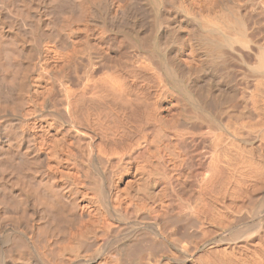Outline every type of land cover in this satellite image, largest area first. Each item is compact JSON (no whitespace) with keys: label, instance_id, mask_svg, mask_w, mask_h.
Here are the masks:
<instances>
[{"label":"bare ground","instance_id":"6f19581e","mask_svg":"<svg viewBox=\"0 0 264 264\" xmlns=\"http://www.w3.org/2000/svg\"><path fill=\"white\" fill-rule=\"evenodd\" d=\"M0 1V264H264V0Z\"/></svg>","mask_w":264,"mask_h":264},{"label":"rangeland","instance_id":"374dc122","mask_svg":"<svg viewBox=\"0 0 264 264\" xmlns=\"http://www.w3.org/2000/svg\"><path fill=\"white\" fill-rule=\"evenodd\" d=\"M0 3H1V1H0ZM57 5H58V7H57ZM57 5H56V6L54 5V7H49V6L46 5L48 8H47V7H46V8L44 7L45 9L42 8L43 10H41V11H44V10H45V12H44V13L42 12V13H43V14H42V17H41V18H42V19H41V20H42V23H41V21H40V28L38 29L39 32H42V31L45 32V30L47 31L46 28H48L49 30L51 29V28L49 27V25H48V27L45 28V25H46V24H49V23H50V24H51V23H53V24L55 23V22L52 21V20L54 19V17H55V14H56V17H58V16L63 17V15L66 13V11H69V10H70L69 12L71 13V12H73V10H75V9H74L73 7H71V6H69V8H67V6L65 7L64 4H60V5H63V6H64V7L62 6V8H61V6H60L59 4H57ZM10 6H11V8H10ZM14 6H15V5H13V4L7 6V8H8V9L6 8V10H7L6 13H7V15H9L10 13H13V12L11 11L12 8H13L12 10H14V13H15V8H14ZM59 6H60V7H59ZM55 7L57 8V10H54ZM9 8H10V9H9ZM49 8H53V9H49ZM60 8H61V9H60ZM63 8H64V9H63ZM70 8H72V10H71ZM58 9H60V11H59ZM67 9H68V10H67ZM8 10H9V11H8ZM48 10H50V11H51V10H54L53 12H55V14H54V13L51 11L52 16H54L52 19H51L52 16H50V15H51L50 11L47 12ZM61 10H64L65 13H63V11H61ZM57 11L59 12V14H57V13H58ZM9 12H10V13H9ZM60 12H62V13L60 14ZM69 12H68V13H69ZM4 13H5V11H4L2 14H4ZM48 13H50V15H49ZM68 13H67V14H68ZM2 14L0 15V19H2V20H0V23H2V24H0V25H1L0 27L5 29L6 26H7L8 24H9L8 26H9L10 29H11L10 26H12V28L17 27V30H18V31H16V32H18L19 35H21V36L24 37L25 34L22 35V34H23L22 32L24 31V29L19 28V29H21V30H19V29H18V26H15V25H17V24H15V20L13 19L15 14H13V17H12V18H11V15H12V14H10L9 16H7L6 14H4V16H7V17H5L6 19L3 18L4 16H3ZM44 14H45V16L48 14L49 17H46V18L43 17ZM53 14H54V15H53ZM57 15H58V16H57ZM1 16H2V18H1ZM9 17H10V18H9ZM56 17H55V18H56ZM8 18H9L10 20L12 19V20H11V23H10V20H9ZM47 18H48V19L50 18L49 20H51V22H50ZM58 18H59V17H58ZM43 19H44V21H43ZM45 19H46L48 22H45V21H46ZM61 19H62V18H59L58 20H60V22H61ZM5 20H8V21H9L8 24H6L7 22H6ZM54 20L56 21L57 26L60 27V25H61V24L59 25L60 22H59L58 20H56V19H54ZM2 21H4L5 24H4V22H2ZM13 21H14L13 25L15 24L14 27H13V25H11ZM57 21H58V22H57ZM45 23H46V24H45ZM56 23H55V25H56ZM53 24H51V25H53ZM2 25H3V26H2ZM5 25H6V26H5ZM42 25H44V26H42ZM51 25H50V26H51ZM8 26H7V27H8ZM41 26L44 27L42 30H41ZM51 27H52V26H51ZM54 27H56V26H54ZM7 29H8V28H7ZM7 29H5V30H7ZM15 29H16V28H15ZM44 29H45V30H44ZM22 30H23V31H22ZM19 32L22 33V34H20ZM24 33H26V32L24 31ZM26 36H28L27 33H26ZM26 36H25V37H26ZM28 55H30V57H31L32 59H33V56L35 57V55L32 54V53H31V54H27V55H25L24 57H25V58H29V57H26V56H28ZM32 55H33V56H32ZM22 57H23V56H22ZM24 57H23V58H24ZM23 58H22V59H23ZM25 58H24V60L26 61L27 59H25ZM31 58H29V60H31ZM33 60H35V58H34ZM33 60H31V61H33ZM6 62H7V60H6ZM0 63H1V62H0ZM1 64H2V63H1ZM2 67H3V66H2ZM2 67L0 66V71H1ZM3 69H4V68H3ZM1 72H2V73H1ZM1 72H0V75L3 74L4 76H3V75L0 76V77H1V78H0V80H1V81H0V89H1V91H0V96H3L5 93H6V94L4 95L5 97L3 96V98H5L3 101L1 100V99H3V98L0 97V98H1V99H0V104L3 102L2 104L5 105L4 102L13 100L14 98H12V97H15V96H14V95L12 96V94H9L8 96L10 97V95H11V98H10V99L8 98V96H7L8 93H7L6 91H4V88H3L2 85H3V84H7V83L9 82V79H10V78H9L8 75L5 74V71H1ZM6 76H7L8 78H7ZM2 77H3V79H2ZM2 81H3V83H2ZM4 81H5V82H4ZM1 87H2L3 89H2ZM2 91L4 92L3 95H2V93H3ZM6 96H7V98H8L9 100L6 98ZM6 99H7V100H6ZM5 100H6V101H5ZM7 103H10V102H7ZM12 103H14V102H12ZM12 103H11V104H12ZM9 105H10V104H9ZM13 105H14V104H13ZM11 106H12V105H11ZM35 259H36V258H35Z\"/></svg>","mask_w":264,"mask_h":264}]
</instances>
